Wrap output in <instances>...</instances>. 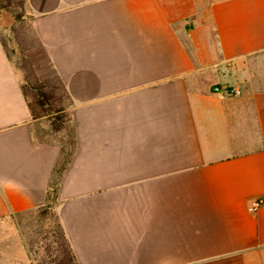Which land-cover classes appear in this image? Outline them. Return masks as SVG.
I'll return each instance as SVG.
<instances>
[{
  "label": "crops",
  "instance_id": "obj_1",
  "mask_svg": "<svg viewBox=\"0 0 264 264\" xmlns=\"http://www.w3.org/2000/svg\"><path fill=\"white\" fill-rule=\"evenodd\" d=\"M3 11L0 264H32L19 218L50 204L74 264H264V0ZM6 32L57 81L70 131L33 112Z\"/></svg>",
  "mask_w": 264,
  "mask_h": 264
},
{
  "label": "rangeland",
  "instance_id": "obj_2",
  "mask_svg": "<svg viewBox=\"0 0 264 264\" xmlns=\"http://www.w3.org/2000/svg\"><path fill=\"white\" fill-rule=\"evenodd\" d=\"M20 3L21 0H0V7H6L3 15L7 24L17 18L20 13ZM12 36L22 41L26 40L29 34L25 27L20 24L17 25ZM5 42H7L8 51L13 61L25 71L27 78L26 93L34 111L38 115H46L47 118L51 119L52 129L70 131L71 126L68 123L66 114L61 113L60 109L62 108L58 106L62 99V93L54 88L57 81L50 79L41 85L36 80V78H39L38 74L45 69L44 63L35 53L26 52L23 49L26 48L24 44L21 46L23 50L13 51L14 43L8 32L5 33ZM65 158H68V155ZM50 206L52 205L39 208L37 214L19 218L26 242L33 255L32 264H74L62 238L56 215L48 214L52 211Z\"/></svg>",
  "mask_w": 264,
  "mask_h": 264
},
{
  "label": "built area",
  "instance_id": "obj_3",
  "mask_svg": "<svg viewBox=\"0 0 264 264\" xmlns=\"http://www.w3.org/2000/svg\"><path fill=\"white\" fill-rule=\"evenodd\" d=\"M213 91L217 93H223L226 95H239L241 91L233 86L228 85H215ZM263 204L262 198H251L248 201L247 207L250 212H256Z\"/></svg>",
  "mask_w": 264,
  "mask_h": 264
},
{
  "label": "trees",
  "instance_id": "obj_4",
  "mask_svg": "<svg viewBox=\"0 0 264 264\" xmlns=\"http://www.w3.org/2000/svg\"><path fill=\"white\" fill-rule=\"evenodd\" d=\"M42 83H45L44 81H41ZM23 88H24V92H25V94L27 95V93H26V88H27V86H26V83L23 85ZM30 105H31V108L33 109V106H32V104L30 103ZM33 112L35 113V114H37L35 111H34V109H33ZM71 255V254H70ZM71 258H72V256H71Z\"/></svg>",
  "mask_w": 264,
  "mask_h": 264
}]
</instances>
